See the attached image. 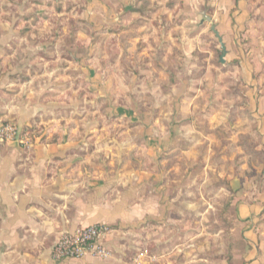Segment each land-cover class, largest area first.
I'll return each mask as SVG.
<instances>
[{
    "label": "rangeland",
    "instance_id": "1",
    "mask_svg": "<svg viewBox=\"0 0 264 264\" xmlns=\"http://www.w3.org/2000/svg\"><path fill=\"white\" fill-rule=\"evenodd\" d=\"M191 1L127 0L123 7L113 0L116 13L104 8V0H0V21L20 25L15 30L20 36L30 33L33 48L57 46L61 67L76 69L81 96L74 120L84 134L89 128L97 136L100 154L109 143L116 151L112 163L126 165L133 179L142 171L159 173L160 197L171 203L169 221L144 233L160 238V245L145 247L142 254L130 250L129 262L184 264L189 258L226 257L237 199L249 188L264 187V0H245L252 11L249 7L225 55L208 22L210 41L199 60L185 62L172 46L177 41L151 28L174 23L169 31L175 35L177 23L192 15L183 11ZM202 3L193 18L206 24L216 9L211 0ZM128 6L131 11L122 13L120 8ZM156 119L172 131L167 135L172 141L153 154L144 137L153 134ZM75 122L65 120L63 126L71 131Z\"/></svg>",
    "mask_w": 264,
    "mask_h": 264
},
{
    "label": "crops",
    "instance_id": "2",
    "mask_svg": "<svg viewBox=\"0 0 264 264\" xmlns=\"http://www.w3.org/2000/svg\"><path fill=\"white\" fill-rule=\"evenodd\" d=\"M104 1V8L117 13L116 2ZM121 1L124 7L127 0ZM202 1L184 4L185 14L192 15L177 23L179 32L174 31L180 39L169 31L174 23L151 28L159 30L153 32L157 36L167 32L177 41L172 46L178 49L181 61L199 60L198 53L210 41L208 22L211 30L215 26L227 48L238 38L235 32L242 29L252 11L245 0H211L215 16L204 24L193 18L194 13L202 11ZM130 9L120 8L122 13ZM219 9L228 15L224 18ZM18 27L14 22L0 21V124L12 123L28 133L29 143L0 145V264H143V258L127 261V253L133 249L142 254L145 247L159 246L160 238L144 233L159 229L167 218L169 221L171 203L160 197L159 173L149 176L142 171L133 179L125 171L126 165L112 163L111 155L116 151L109 143H102L105 154H100L97 136H92L89 128L84 134L74 120L80 113L81 96L73 73L76 69L61 67L64 60L57 46L54 51H43L48 44L33 48L31 34L20 36L15 31ZM35 48L38 51L34 52ZM186 103L181 101V106ZM114 112L126 114L121 109ZM65 120L76 126L68 131L63 126ZM260 120L264 138V118ZM159 125L156 119L150 127L153 134L144 137L153 154L172 141L167 136L172 131ZM42 127L43 131L31 133ZM249 189L250 193L244 191L237 199L230 218L227 256L214 261L189 258L184 264H264V187L262 191ZM93 225L109 229L106 258L88 255L77 260L53 259V249L63 233Z\"/></svg>",
    "mask_w": 264,
    "mask_h": 264
},
{
    "label": "built area",
    "instance_id": "3",
    "mask_svg": "<svg viewBox=\"0 0 264 264\" xmlns=\"http://www.w3.org/2000/svg\"><path fill=\"white\" fill-rule=\"evenodd\" d=\"M10 142L27 146L29 135L12 123H1L0 145ZM108 233L109 229L104 225L79 227L72 232H65L53 249V259L56 261L77 260L88 255L106 258L108 252L105 240Z\"/></svg>",
    "mask_w": 264,
    "mask_h": 264
},
{
    "label": "water",
    "instance_id": "4",
    "mask_svg": "<svg viewBox=\"0 0 264 264\" xmlns=\"http://www.w3.org/2000/svg\"><path fill=\"white\" fill-rule=\"evenodd\" d=\"M209 20H210V19H209ZM212 30H213V32L215 33L216 37L219 39V42H220L221 47H222L223 55H225L226 52H227V51H226V46H225V44L223 43V40H222V38H221L219 32L216 30V28H215L214 25L212 26ZM222 62H224L223 58H222Z\"/></svg>",
    "mask_w": 264,
    "mask_h": 264
},
{
    "label": "trees",
    "instance_id": "5",
    "mask_svg": "<svg viewBox=\"0 0 264 264\" xmlns=\"http://www.w3.org/2000/svg\"><path fill=\"white\" fill-rule=\"evenodd\" d=\"M34 132H36V128H35V129H33L31 133H34ZM36 133H37V132H36ZM36 133H35V134H36Z\"/></svg>",
    "mask_w": 264,
    "mask_h": 264
}]
</instances>
